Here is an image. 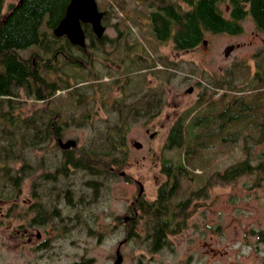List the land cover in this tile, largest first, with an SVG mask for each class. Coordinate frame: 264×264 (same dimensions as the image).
I'll return each mask as SVG.
<instances>
[{
  "label": "rangeland",
  "instance_id": "1",
  "mask_svg": "<svg viewBox=\"0 0 264 264\" xmlns=\"http://www.w3.org/2000/svg\"><path fill=\"white\" fill-rule=\"evenodd\" d=\"M4 1L6 11L8 4L16 0ZM96 1L98 8L105 10L102 23L111 43L102 44L104 49L85 63L84 69L80 67V79H76L72 67L59 70L62 54H46L37 46L20 51L29 60L30 50L40 51L36 55L40 58H35L39 59V74L45 81L66 79L68 87L57 88L50 96L46 94L50 91L44 90L41 99L27 97L18 88L14 98L23 103L14 110L28 113L41 106L51 115L58 112L65 121L60 136L75 138L78 144L68 154L55 145V139L41 143L40 148L27 145L21 152L25 161L10 163L26 165L27 174L18 189L11 192L16 191L14 199L9 202L0 198V264H112L115 248L123 238L120 264H264V135L257 140L260 128L254 125L259 121L260 126L264 125V31L246 16L240 21L241 32H205L204 40L195 47L176 50L170 40L158 41L148 25L147 13L155 2ZM227 2L219 4L224 16H228ZM84 32L90 36L86 27ZM64 39L61 36L59 44ZM237 42L240 45L225 55L224 48ZM69 52L80 54L76 48ZM46 55L55 67L53 78L43 71ZM128 57L134 61L130 66ZM86 84L95 89L92 96L91 92L85 97L74 94L90 88L82 87ZM190 84H194L193 92H185ZM153 88L161 96V105L158 116L152 118L144 109L150 96L146 89ZM253 98V106L238 107L239 99L250 102ZM138 100L140 106H136ZM225 108L243 111L254 119L251 117L248 125L236 120L218 127ZM197 115L205 116L207 123L193 128L190 123ZM180 117H184L183 127L194 133V140L163 148L170 125ZM120 124H126L122 149L125 158L117 170H125L129 179L118 172L106 173L107 177L92 175L64 163L66 156L79 155V147L100 145L104 139L101 132L109 131L116 138L114 127ZM143 124L148 125V132ZM207 131L213 136H205L203 141ZM150 132L155 133L150 136ZM245 134L249 145L246 151ZM134 139L143 146L133 147ZM186 148L194 150L186 154ZM245 156H249L251 165L261 162L258 173H242L230 181L219 179L216 172ZM164 158L171 159L174 170L182 165L177 169L179 181L171 191L170 203L190 199L184 202L187 208L181 210V216L185 218L175 227L177 232L167 234L155 248L148 216L139 211L130 228L119 217L137 193L132 179L144 184L145 200L150 202L157 196L158 187L167 179ZM87 178L95 182L88 188L93 203L86 207V192L82 189ZM209 178L210 184L200 195H191ZM66 190L73 195L75 207L66 200ZM38 211L55 220L59 213L64 221L67 215L74 219L70 227L60 224L59 228H51L45 221L37 222Z\"/></svg>",
  "mask_w": 264,
  "mask_h": 264
},
{
  "label": "trees",
  "instance_id": "2",
  "mask_svg": "<svg viewBox=\"0 0 264 264\" xmlns=\"http://www.w3.org/2000/svg\"><path fill=\"white\" fill-rule=\"evenodd\" d=\"M68 1L16 0L15 2L9 3L6 11H4L5 1L0 0V198H6L9 202L11 199H14V193H16V191L11 192L18 189L19 184L25 179V174H27V166L21 164L25 161V156L23 158L21 154L25 146L35 145L40 148L41 143L49 142L50 140L53 141V139H55V145H58L56 138L61 135V131L57 129V122L54 119V115H51L52 112L46 110V108L40 106L39 108H33L28 113H22L20 109L18 111L14 110L19 108L23 103L14 98L19 94L18 88H21L27 97L41 99L45 96L46 90L50 91L48 92L49 94L46 93L50 96L57 88L68 87L66 85L68 83L66 79L59 80L57 79L58 77H55L54 79L45 81V77L39 74V59L35 60L39 56L37 54L40 51L46 54L52 52L53 56H56L55 53H58V49L62 48L63 58L58 68L63 71L67 66L68 68L72 67V72L74 75H77H75L76 79L81 78L82 74L79 72L80 67L84 69L85 63L90 61V58H88V49L84 50L82 47H79L80 54L75 56L72 52H69V49H75L73 44L64 35V43L62 45L59 44L61 36H56L52 32L53 27L63 16ZM151 1L156 4L147 13V18L153 35L158 41L170 40L176 50L195 47L204 40L205 32H239L241 30L240 21L247 14L252 16L257 27L264 28V0H228L230 6L229 12L227 13L228 16H224V12L219 6L225 0ZM83 27L84 29L86 27L90 37L95 39L91 25L84 23ZM100 42L94 41V43H87L86 46L87 48L91 45L96 46L98 49H104V46H101L103 43ZM32 46H37L40 51L35 52L34 50H30L29 54L32 56V59L29 60L20 51L29 49ZM45 58L47 60L43 62L45 64L43 71L46 72L48 77L53 78V75H55V67H51L47 55ZM88 86L90 88L85 90L86 92L83 90L74 94L78 97L79 95L85 97V93L90 92L93 86L90 84L82 86L84 88ZM148 97L149 99L146 101V104L150 109L154 101L151 99V95ZM157 99L160 104L161 96L157 97ZM139 102L140 100L137 101L136 106H140ZM255 102L256 98H253L250 102L239 99V103H237L240 109H244L246 104L251 107ZM212 104L213 101L210 105ZM222 114L223 119L220 120L218 127L225 126L224 122L230 123L236 120L238 122L241 120L240 122L243 125H248L252 117V115L236 109L228 111L225 108ZM261 115H263L262 122L264 123V112ZM183 120L184 117H180L170 125L165 142L163 143V148L181 146L185 141L190 142L194 140V133H190L187 127H183ZM204 120L205 116H194L190 125L193 128L195 126L199 127L201 123H203L201 125H205L207 122ZM254 125L256 128H260L257 139L259 140L264 135V125L260 126V121L258 124L254 123ZM125 126L126 124H120L114 127L117 131L116 138L109 131L103 134L101 132L100 135L104 136V139L100 145H89L85 148L79 147V155L73 157L68 155L70 158L66 156L65 158L68 161L66 162V159L64 163H70L72 166L84 168L92 175L108 173L109 165L114 167V169H119V166L125 158L124 151L122 150L125 147ZM205 136L210 138L213 136V133L209 131L204 133L202 135L203 141H205ZM243 136L245 140L243 150L246 151L249 147L247 144V135L245 134ZM255 140L256 138L254 137L253 141ZM206 145L205 143L204 146ZM58 147L60 146L58 145ZM71 149H76V147L69 149L61 148L63 154L72 152ZM193 150L191 149V151ZM187 151L191 152L186 148V154ZM119 155L122 156L121 160L118 157ZM15 161L16 163L21 162L20 165L17 166L15 164L14 166L10 164ZM260 165L261 162L256 165H251L249 156H245L243 159H239L235 163L227 166L223 171L216 172V175L222 181H230L242 173H252L254 171L258 173ZM162 166L167 174L176 173L172 168L170 158H164ZM181 167L182 165L180 164L176 165L177 169ZM210 182L211 178L196 191L191 192V195H200ZM172 189L169 186L161 187L156 199L141 203V215L148 216L151 221L155 248H158L163 243L167 234L177 232L178 228L175 227L185 218L181 216V210L187 208V203L184 202L190 198L182 201V203H170ZM47 217L48 215L44 217V214H40V211H38L36 220L37 222L43 223L44 221L46 222L45 218L47 219ZM176 218L180 221H176ZM262 238H264V235H262Z\"/></svg>",
  "mask_w": 264,
  "mask_h": 264
},
{
  "label": "flooded vegetation",
  "instance_id": "3",
  "mask_svg": "<svg viewBox=\"0 0 264 264\" xmlns=\"http://www.w3.org/2000/svg\"><path fill=\"white\" fill-rule=\"evenodd\" d=\"M228 3V2H227ZM228 5V9H227V11L229 12V9H230V6H229V3L227 4ZM100 9V8H99ZM100 10H102L103 11V16H102V18L104 17V15H105V10L104 9H100ZM246 16H249L250 17V19H252V21H253V23H254V25H255V27L258 29V30H261V31H264V28L263 29H261V28H259V27H257V25H256V23L254 22V19L252 18V16L250 15V14H247ZM245 16V17H246ZM244 17V18H245ZM243 18V19H244ZM83 24V23H82ZM241 30H242V25H241ZM241 30L239 31V32H241ZM253 32V34H254V32H255V30H253L252 31ZM238 33V32H237ZM233 34V33H232ZM66 37V36H65ZM95 39L94 38H91L90 36H88V35H86V33H85V42H86V44L88 43V44H90V43H94V41L95 42H100L101 40V42L100 43H103V44H110L111 42H110V39H108L106 36H105V31H104V34L102 35V36H100V37H98V36H96L95 35ZM67 38V37H66ZM68 39V38H67ZM73 44V43H72ZM133 44H135V43H133ZM236 44H238V45H236ZM104 45V46H105ZM229 45H232V49H234L235 47H237V46H239L240 45V43L239 42H237V43H235V44H232V43H230ZM73 46L77 49V50H80V48L79 47H82V46H80V45H78V44H73ZM136 45H134V49H135V51H136ZM84 50H87L88 49V58H90V59H94L95 58V54H97V53H99V52H101L100 51V49H98L96 46H89V48H87V46H85V47H82ZM132 48V47H131ZM231 49V50H232ZM230 50V51H231ZM58 53H55V55H58V54H63L62 53V48H59L58 49ZM229 51V52H230ZM123 53L125 52V51H122ZM91 53V54H90ZM104 53V52H103ZM140 53V52H139ZM229 54V53H228ZM98 56V55H97ZM128 62H129V66L130 65H132L133 64V59H132V57H128V60H127ZM126 81V80H125ZM125 86H127V85H124L123 87L125 88ZM129 86V85H128ZM128 86H127V88H128ZM189 86H192V90L191 91H185V92H188V93H191V92H193V90H194V84H190ZM187 88V87H186ZM134 89H130V91L132 92ZM186 90V89H185ZM91 92V96H92V94H94V92H95V89L94 88H92V90L90 91ZM146 95H148V94H150L151 96H152V99H153V101H154V103H153V106H151V108L149 109V107H148V105L145 103V109H144V111L146 112L145 114H149L150 115V117H155V116H158V114H159V106L161 105V104H159L158 103V99H157V90L156 89H146ZM125 94H128V91H126V93ZM133 94V93H132ZM131 94V95H132ZM129 96V95H128ZM125 97V96H124ZM98 100H100V99H98ZM149 112V113H148ZM85 117H87L88 116V113H85V115H84ZM168 116V115H167ZM57 117V118H56ZM54 119H55V121L57 122V129L59 130V131H61V129H62V124H64L65 123V121H64V117H62L58 112H55L54 113ZM144 126H145V131L146 132H148L149 131V128H148V125L147 124H143ZM150 133H152V132H150ZM149 133V134H150ZM61 137V136H60ZM134 140H137V139H134ZM134 140L131 142V144L133 145V142H134ZM141 142V141H140ZM78 144V143H77ZM77 146V145H76ZM75 146V147H76ZM143 146V143L141 142V146L140 147H135L134 145H133V147H135V148H141ZM66 149H69V148H66ZM67 158H65V160H66ZM65 160H64V162H65ZM68 161V159L66 160V162ZM125 163V162H124ZM66 164H68V163H66ZM68 165H72V164H68ZM75 167V166H74ZM80 169H84V168H80ZM84 170H86V169H84ZM87 171V170H86ZM121 171H124V173H120ZM176 173H170V174H167L166 172V174H167V179L158 187V191L161 189V187H164V186H169V185H171V186H169V187H171V188H174V187H177V182L179 181L178 180V173H177V168L174 170ZM88 172V171H87ZM113 172H118V174L119 175H122V176H125L127 179H129V177L128 176H126V172H125V170H123V169H121V170H117V169H114V167H112V166H108V174L109 173H113ZM89 173V172H88ZM89 174H91V173H89ZM102 175V174H101ZM105 175V177H107V174L105 173L104 174ZM171 177V178H170ZM133 178V177H132ZM170 179H171V181H170ZM131 181H133V182H135V184L137 185V187H138V190H137V193L136 194H134L132 197H130V199H129V201L127 202V209L125 210V213H123V216H122V218H120L119 217V221H121L123 224H126V226L128 225V227L130 228V226L132 225V224H135L136 223V220H137V216H138V214H139V211L141 212V203L142 202H149V201H147V200H145L144 199V196H143V185L144 184H142L141 182L142 181H140L139 179H137V178H135V179H132ZM170 181V182H169ZM97 182V181H96ZM91 183L94 185V181H93V179H91V178H87V179H85V181H84V187H83V189H82V192L83 193H85L86 192V196H85V199L84 200H86L87 201V205H86V207L90 204V203H93V198L92 197H90L89 196V191H88V188L91 186ZM140 187L142 188L141 190H140ZM158 191H157V193H158ZM65 194H69V198H67V197H64V199L65 198H67L66 200L67 201H70L71 203L70 204H72V205H74V207H75V205L76 204H74V203H72V197H73V195H71L70 194V192L68 191V190H66L65 191ZM157 197V196H156ZM156 197L154 198V199H156ZM153 199V200H154ZM152 200V201H153ZM185 200H188V199H185ZM185 200H180V201H177V202H180V203H182V201H185ZM83 205H84V201H83V203H82ZM85 206V205H84ZM55 210H56V208H55ZM60 214V216L55 220V219H53L51 216H48L47 217V219L45 218V220H46V224L48 225V226H50L51 228H59L58 226H60V224L62 225V224H64V225H67V226H69L70 227V222H72L73 221V216L72 215H67V221H64L63 219H64V217L62 216V214L61 213H59ZM44 217H45V215H44ZM27 224V223H26ZM121 240H123V241H125L126 240V238H123V239H121ZM120 241V240H119Z\"/></svg>",
  "mask_w": 264,
  "mask_h": 264
},
{
  "label": "water",
  "instance_id": "4",
  "mask_svg": "<svg viewBox=\"0 0 264 264\" xmlns=\"http://www.w3.org/2000/svg\"><path fill=\"white\" fill-rule=\"evenodd\" d=\"M102 16L103 11L98 8L96 0H69L66 4L63 16L53 27L52 32L56 36L64 35L71 43L85 47V32L82 23H89L95 35L100 37L105 31V25L102 23ZM232 48V45H227L224 48V54L227 55ZM191 90L192 86H188L185 91ZM154 133L155 132L150 133V136ZM56 141L61 148H72L77 145V140L71 137L63 139L58 136ZM133 145L135 147H140L141 142L139 140H134ZM120 173H124V171ZM141 189L140 187V190ZM122 242L123 240H120L115 248V258L112 264H120L122 261V253L120 251Z\"/></svg>",
  "mask_w": 264,
  "mask_h": 264
}]
</instances>
